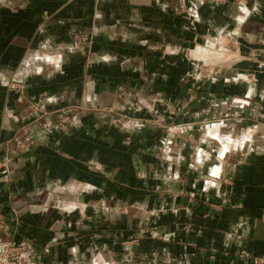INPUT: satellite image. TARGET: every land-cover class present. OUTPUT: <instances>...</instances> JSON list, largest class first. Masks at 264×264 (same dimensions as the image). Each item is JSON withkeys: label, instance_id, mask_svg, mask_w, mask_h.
<instances>
[{"label": "crops", "instance_id": "crops-1", "mask_svg": "<svg viewBox=\"0 0 264 264\" xmlns=\"http://www.w3.org/2000/svg\"><path fill=\"white\" fill-rule=\"evenodd\" d=\"M0 221L34 264L264 261V0H0Z\"/></svg>", "mask_w": 264, "mask_h": 264}, {"label": "rangeland", "instance_id": "rangeland-1", "mask_svg": "<svg viewBox=\"0 0 264 264\" xmlns=\"http://www.w3.org/2000/svg\"><path fill=\"white\" fill-rule=\"evenodd\" d=\"M5 226L4 221H0V264H34L28 261L23 245L4 240V234L7 233Z\"/></svg>", "mask_w": 264, "mask_h": 264}, {"label": "built area", "instance_id": "built-area-1", "mask_svg": "<svg viewBox=\"0 0 264 264\" xmlns=\"http://www.w3.org/2000/svg\"><path fill=\"white\" fill-rule=\"evenodd\" d=\"M211 1H217V0H211ZM75 39H76L75 44L77 47L89 48L91 46V39L86 33H78ZM56 117L59 123L58 125L62 128L63 125L66 123L67 115L63 113H56ZM13 143H14L13 150L23 151L27 149L28 145L30 144V141L27 138L22 139L19 136H15V138L13 139ZM240 257L248 258L250 256L247 253L242 252L240 253ZM251 260L253 261L254 264H264L262 258L251 257Z\"/></svg>", "mask_w": 264, "mask_h": 264}]
</instances>
